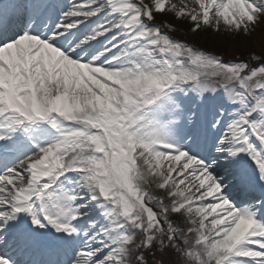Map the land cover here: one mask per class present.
<instances>
[{
  "label": "snow or ice",
  "instance_id": "1",
  "mask_svg": "<svg viewBox=\"0 0 264 264\" xmlns=\"http://www.w3.org/2000/svg\"><path fill=\"white\" fill-rule=\"evenodd\" d=\"M50 7L0 5V264H42L45 232L63 264H264V63L225 64L163 19L248 36L264 0Z\"/></svg>",
  "mask_w": 264,
  "mask_h": 264
},
{
  "label": "bare ground",
  "instance_id": "2",
  "mask_svg": "<svg viewBox=\"0 0 264 264\" xmlns=\"http://www.w3.org/2000/svg\"><path fill=\"white\" fill-rule=\"evenodd\" d=\"M62 1L65 4L69 3V0H62ZM164 21L172 24L175 27L176 31L171 32V34L178 36V37H183L184 38V39H182L183 42L188 41V43H186V44L192 45L194 47L205 48V46L203 44V42L205 43V40H208V42H209L210 40L217 41L218 39H222L223 46H221V47H225V51L218 49V50H220L218 52L223 53L226 57H229V58L235 57L238 54V51L247 52V51H251L252 48L254 51H257V53L264 55V24L257 27L255 29V31L248 36L240 34L236 37H233V36L228 37V35L225 34V32L223 30H221V32H219V33L213 32L211 30H204V31L193 33L190 31L191 26L187 22L177 23V22L173 21L170 17H165ZM249 45H252L253 47H248ZM250 48H251V50H249ZM200 50H203V49H200ZM200 50H197V51L203 53V51H200ZM253 50H252V52H254ZM186 100H187V102L191 103V97H187ZM215 102H219V97L216 98ZM218 171L223 172L224 175H225V173H226V175L229 173L228 171H226L223 168H219ZM250 172H251V170H250ZM242 179H244V178L241 176H237V181L241 182ZM238 188L241 189V186H239ZM64 258L65 257L62 255L59 256V258H58L59 263L58 264H63L64 261H62V259H64ZM168 258L175 259L176 255L172 254L171 257H168ZM153 264H156V263L153 262Z\"/></svg>",
  "mask_w": 264,
  "mask_h": 264
},
{
  "label": "rangeland",
  "instance_id": "3",
  "mask_svg": "<svg viewBox=\"0 0 264 264\" xmlns=\"http://www.w3.org/2000/svg\"><path fill=\"white\" fill-rule=\"evenodd\" d=\"M167 34L175 42L181 43V40L184 39L183 37H178V36H175V35H173L171 33H167ZM228 37H231V36L228 35ZM233 37H236V36H233ZM186 43H188V41L187 42H183L182 44L186 45L189 48L195 49V50L203 49V50H200V51H203V53L205 55L215 56V57L219 58L221 60V62H223L225 64L243 62V63H247L249 65V67H254L255 65L253 64L252 60L250 59V57H252V56L260 58V61L262 63H264V55L257 53V51H254L253 48H252V50L254 52H252V50L250 48L249 50H251V51H247V52L238 51V54L235 57H232V58L226 57L223 53H219L218 52L220 50H224L225 51V47H221V46H223L222 39H218L217 41L210 40L209 42H208V40H205V43L203 42L205 48L194 47V46L186 44ZM248 47H253V46L249 45ZM218 49H220V50H218ZM186 106H190L189 102L186 103ZM213 163H215V161ZM225 176H229V175H226V173H225ZM230 179H231V177L228 179V182H227V185H226L227 187H228V185H229V187L231 186V182L232 181ZM160 259L161 258L159 256H151V254H149V264H153V262L158 264Z\"/></svg>",
  "mask_w": 264,
  "mask_h": 264
}]
</instances>
